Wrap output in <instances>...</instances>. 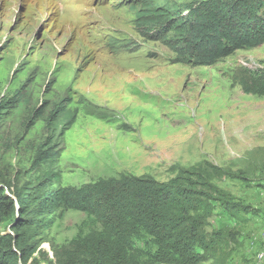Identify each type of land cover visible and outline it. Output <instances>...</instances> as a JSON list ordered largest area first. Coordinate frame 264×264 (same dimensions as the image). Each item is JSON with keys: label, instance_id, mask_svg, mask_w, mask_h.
Masks as SVG:
<instances>
[{"label": "rangeland", "instance_id": "1", "mask_svg": "<svg viewBox=\"0 0 264 264\" xmlns=\"http://www.w3.org/2000/svg\"><path fill=\"white\" fill-rule=\"evenodd\" d=\"M188 1L0 0V185L46 192L199 170L249 210L210 217L209 230L237 239L197 264H264V96L240 84L264 78V44L212 66L179 61L166 38ZM46 149L58 154L38 163ZM99 229L67 210L32 236L29 264L55 263L54 249Z\"/></svg>", "mask_w": 264, "mask_h": 264}, {"label": "trees", "instance_id": "2", "mask_svg": "<svg viewBox=\"0 0 264 264\" xmlns=\"http://www.w3.org/2000/svg\"><path fill=\"white\" fill-rule=\"evenodd\" d=\"M175 16L166 39L182 62L212 66L264 44V0H191ZM240 84L245 93L264 96V78L244 76ZM57 154L42 150L36 161ZM56 183L46 192L34 186L8 193L0 185V222L17 217L13 233H0V264H29L38 249L32 236L67 210L88 213L100 229L54 249L51 264H197L237 239L226 227L209 230L210 217L218 209L233 218L249 210L199 170L184 169L168 181L126 174L79 186Z\"/></svg>", "mask_w": 264, "mask_h": 264}]
</instances>
